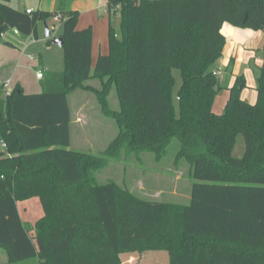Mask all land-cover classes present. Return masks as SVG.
Returning a JSON list of instances; mask_svg holds the SVG:
<instances>
[{"label": "trees", "instance_id": "trees-1", "mask_svg": "<svg viewBox=\"0 0 264 264\" xmlns=\"http://www.w3.org/2000/svg\"><path fill=\"white\" fill-rule=\"evenodd\" d=\"M0 0V33L36 32L39 20H66L62 87L27 94L20 85L0 94V248L7 264H122L125 255L167 251L169 264H264V64L257 100L241 95L246 81L223 89L214 74L224 23L264 29V0H107L119 10L109 53L92 63L93 28H78L79 10L61 0L54 11H21ZM175 70L182 82L173 101ZM99 81V86L87 84ZM116 89L119 108L109 96ZM96 95L119 132L102 154L71 149L68 96ZM245 139L242 157L233 150ZM174 139L194 183L186 204L141 198L97 172L124 151L163 158ZM38 197L44 214L33 226L18 201ZM143 255V256H144ZM137 264V263H136Z\"/></svg>", "mask_w": 264, "mask_h": 264}, {"label": "rangeland", "instance_id": "rangeland-1", "mask_svg": "<svg viewBox=\"0 0 264 264\" xmlns=\"http://www.w3.org/2000/svg\"><path fill=\"white\" fill-rule=\"evenodd\" d=\"M59 1L61 0H57V3H59ZM66 1L68 9H71L72 0ZM37 9L38 6L34 8V10ZM54 9L56 10V8ZM53 17L54 15L46 20V24L52 32L49 39L59 37L63 26V22H56L57 29L53 31ZM115 17L113 23L118 27L119 15ZM46 24L44 21L40 24V32L42 35L46 31ZM256 31L258 32V37L254 44L257 46H253L254 49L249 47L248 49H244L243 59L237 60L236 64H233L228 69L227 66L219 67V60L216 62V67L221 69V75L218 78L223 89L219 90L216 94L213 105L214 111L222 113L225 110L227 99L229 97V90L227 87L232 85L235 80L233 72L236 73V75L245 78L246 86L243 88L241 95L246 97L252 103L256 101V87L258 86L257 78L260 74V68L263 63L262 56L264 52L261 50L264 48V29ZM258 47H261L262 49L260 50ZM54 64L57 65L56 59ZM181 82L182 79L180 72L175 70V84L172 91L174 104L177 103L176 95ZM90 83H93L94 86H99V81L97 80L90 81ZM96 98L95 94L85 92L81 89L75 91L69 96V104L73 113L80 110L83 113L84 118H89L91 121L96 119L105 121V127L103 129V132L105 133L97 138L93 137L91 143H88L85 140L82 141L78 137L73 125L71 127V149L102 154L119 132L116 121L102 113L99 102ZM109 100L113 109L119 108V100L115 88L112 89ZM80 107L82 108L80 109ZM179 148V141L174 139L170 144L166 155L160 160H157L155 154L152 152H143L138 156L136 153L124 151L121 157L110 158L108 164L102 170L97 172L96 175L98 182L100 184H105L113 181L120 187L129 189L137 196L148 200L180 205L189 203L191 199L192 185L195 180L191 173L190 164L184 158L177 161ZM5 149L0 135V155ZM244 151L245 139L242 134H239L233 150V155L235 157H242ZM18 206L22 211V215H25L30 226H33L35 224L34 222L44 214L41 200L38 197L20 200L18 201ZM131 255L140 256L139 253ZM131 255H125L124 259H127ZM5 258L6 252L3 249H0V264H7ZM141 260L142 261L137 264H169V254L167 251H150L147 252Z\"/></svg>", "mask_w": 264, "mask_h": 264}, {"label": "crops", "instance_id": "crops-1", "mask_svg": "<svg viewBox=\"0 0 264 264\" xmlns=\"http://www.w3.org/2000/svg\"><path fill=\"white\" fill-rule=\"evenodd\" d=\"M60 3L61 1L57 3V0H11L10 5L21 11H25L29 8L34 10L36 6H38L37 10L41 9L54 11V8H57ZM71 9L79 10L80 12L78 21L79 29H84L89 26H92L93 28L92 63L94 68L98 58L101 55L109 53L108 35L110 24L112 19H115V16L119 15V10L115 9L110 11L108 9L107 0H72ZM42 21L46 24L45 20H39L36 24V32L30 35H23L18 30L15 31V28L7 29L6 31L0 33V94L3 97L6 95L4 94V91L6 90L4 84L8 80H10V86L12 88L16 85H20L27 94L41 93L46 90L55 91L62 87L59 78L53 74L64 70V49L57 44H52L51 41L53 39H49L45 33L42 35L40 32V24ZM53 23L54 22H52V24ZM221 31L226 37V44L223 55L219 59V67L227 66V69L230 68V66L236 64L237 60L243 59L244 49H248V47L254 49L253 46H257L254 42L258 37V32L254 29H243L229 23H224ZM50 33L52 35L51 30ZM259 49L261 50L262 48L260 47ZM261 51L264 52V48ZM55 59L57 61V65L54 64ZM262 60L263 65L264 54L262 56ZM219 67H216L215 64L214 71L221 72ZM40 69L44 72V76L42 78L37 77V71ZM233 75L236 80L238 75L234 72ZM94 80L95 79L87 81V84L94 86L93 83H90V81L92 82ZM81 108L82 107H80V109ZM71 114V127L74 125L76 133L82 141L85 140L86 142L91 143L93 137L97 138L105 133L103 132L105 127L104 120L96 119L91 121L89 118H84V115L80 110L73 113L71 109ZM18 209L22 220L28 224L29 222L26 220L25 215H22V211L19 206ZM142 257L144 258V256L131 255L127 259H124L122 264L138 263L142 261ZM5 262L8 263L7 253Z\"/></svg>", "mask_w": 264, "mask_h": 264}, {"label": "built area", "instance_id": "built-area-1", "mask_svg": "<svg viewBox=\"0 0 264 264\" xmlns=\"http://www.w3.org/2000/svg\"><path fill=\"white\" fill-rule=\"evenodd\" d=\"M118 8H116V10H117ZM27 11V13H32V9H27L26 10ZM66 20V16L63 14V13H61V12H59V13H56L55 15H54V17H53V27H52V30L53 31H55L56 29H57V27H56V22H64ZM214 74L217 76V77H219L220 75H221V72L220 71H214ZM44 76V72H43V70L42 69H40V70H38L37 71V77L38 78H42ZM5 87H6V90H5V94L7 95V94H9L11 91H12V87L10 86V80H8L7 82H5ZM3 146L4 147H6V144L3 142Z\"/></svg>", "mask_w": 264, "mask_h": 264}, {"label": "water", "instance_id": "water-1", "mask_svg": "<svg viewBox=\"0 0 264 264\" xmlns=\"http://www.w3.org/2000/svg\"><path fill=\"white\" fill-rule=\"evenodd\" d=\"M14 30L17 31L16 28H15ZM45 35H46L47 37H50V35H51L50 30H49V27H48L47 24H46V32H45ZM51 43H52V44H57L58 46L63 47V45H64V40H63L62 37H56V38H54V39L51 41Z\"/></svg>", "mask_w": 264, "mask_h": 264}]
</instances>
